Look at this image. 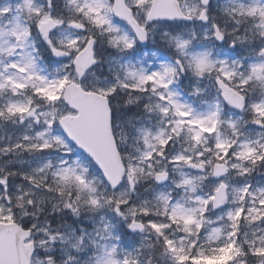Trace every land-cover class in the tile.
<instances>
[{"label": "snow or ice", "instance_id": "obj_1", "mask_svg": "<svg viewBox=\"0 0 264 264\" xmlns=\"http://www.w3.org/2000/svg\"><path fill=\"white\" fill-rule=\"evenodd\" d=\"M264 0H0V264H264Z\"/></svg>", "mask_w": 264, "mask_h": 264}, {"label": "rangeland", "instance_id": "obj_2", "mask_svg": "<svg viewBox=\"0 0 264 264\" xmlns=\"http://www.w3.org/2000/svg\"><path fill=\"white\" fill-rule=\"evenodd\" d=\"M253 181L254 182H264V176L260 175L259 173L254 174Z\"/></svg>", "mask_w": 264, "mask_h": 264}]
</instances>
